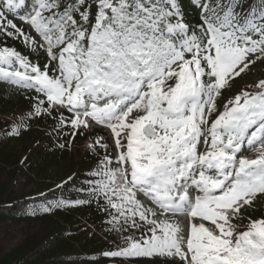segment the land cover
Instances as JSON below:
<instances>
[{"label": "snow or ice", "instance_id": "obj_1", "mask_svg": "<svg viewBox=\"0 0 264 264\" xmlns=\"http://www.w3.org/2000/svg\"><path fill=\"white\" fill-rule=\"evenodd\" d=\"M192 2L195 25L182 0H0V82L36 93L12 134L52 117L69 128L63 149L110 130L115 157L102 136L87 138L104 151L89 198L41 208L103 199L108 230L125 242L103 255L264 264V215H245L264 201V79L217 106L264 62V0ZM8 38L42 51L43 67Z\"/></svg>", "mask_w": 264, "mask_h": 264}, {"label": "trees", "instance_id": "obj_2", "mask_svg": "<svg viewBox=\"0 0 264 264\" xmlns=\"http://www.w3.org/2000/svg\"><path fill=\"white\" fill-rule=\"evenodd\" d=\"M182 4L185 21L199 24L200 11L192 0H182ZM4 43L33 62L38 61L41 67L47 60L42 51L32 53L22 41L8 38ZM255 66L264 73V62L258 61ZM246 78L242 74L230 89L223 91V104L240 92ZM35 95L22 89L13 100L0 93V264H109L110 258L103 253L113 250L114 231L108 230L109 214L104 210L103 199L99 204L93 199L85 205L62 206L51 212L41 210L43 205L57 200L88 199V181L94 179L90 173L103 155L88 148L79 151L81 141L77 136L71 147H58L67 140L69 128L55 130L56 121L48 116L28 120L18 135L12 134L15 124L8 114L15 117L20 111L25 117L33 105L28 97ZM56 115L54 112L53 117ZM59 181H64L61 188L56 185ZM263 202L256 201L245 215H264ZM118 259L123 261V257ZM128 260L143 261L141 257ZM150 263L166 264V260L155 257Z\"/></svg>", "mask_w": 264, "mask_h": 264}, {"label": "rangeland", "instance_id": "obj_3", "mask_svg": "<svg viewBox=\"0 0 264 264\" xmlns=\"http://www.w3.org/2000/svg\"><path fill=\"white\" fill-rule=\"evenodd\" d=\"M25 28H27V26H25ZM35 61L33 63H35ZM261 72H262V69L260 71L259 67L255 66V65L251 66V70L247 71L245 74V76H247V78L244 79L243 86L255 85V83L258 80L264 79V78H262V77H264V73L262 72V74H261ZM21 91H22L21 88L12 87L9 84H6L4 82H0V93L8 96L9 98H12L13 100H16L18 98V95L21 94ZM217 106L219 108H222V106H223L222 96L217 99ZM16 114L17 115L15 117L11 116L10 113L8 114L9 115L8 117L11 118V120L13 121V124H15V125L21 123V118L23 117L22 116L23 112L18 111ZM90 136H102L104 138V141L109 145V153L113 157H115L116 151L114 148L113 138H112V135L110 133V130L103 128V127H99V126L96 127L94 132L86 134V136H84V137L77 135L79 141H81V144H78V146H77V147H79V151L84 152V150L87 148V138ZM97 151L100 152V154L104 155V151L102 149H98ZM245 154L248 155L249 157H254V155H255L252 152H247ZM63 183H64V181H59V182H57L56 185L59 186V188H61V187H63ZM128 234L129 233H127V232L124 233V235H128ZM132 234L135 235L137 238L140 235L139 232H133ZM2 239L4 240V242H7L6 239H4V238H2ZM112 241H113V250H109V251L118 250L119 248H122L125 246V242L123 240L122 235L115 232V231L113 232ZM5 246H6V244H5ZM108 257L110 258L109 264H153L150 262H151V260H153L155 258V257H152V258L141 257L143 259L142 262L131 263L128 260V257H123V261H119L118 257H111V256H108Z\"/></svg>", "mask_w": 264, "mask_h": 264}]
</instances>
